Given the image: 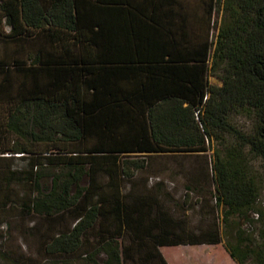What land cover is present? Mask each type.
Wrapping results in <instances>:
<instances>
[{
	"label": "trees",
	"instance_id": "1",
	"mask_svg": "<svg viewBox=\"0 0 264 264\" xmlns=\"http://www.w3.org/2000/svg\"><path fill=\"white\" fill-rule=\"evenodd\" d=\"M0 100V158L30 156L35 178L38 166L67 171L25 206L74 212L46 255L166 264L161 248L216 246L219 224L244 220L257 199L245 157L264 171V0H0ZM225 137L223 154L207 155ZM177 183L180 206L199 214L189 229ZM248 246L229 257L243 264Z\"/></svg>",
	"mask_w": 264,
	"mask_h": 264
},
{
	"label": "rangeland",
	"instance_id": "2",
	"mask_svg": "<svg viewBox=\"0 0 264 264\" xmlns=\"http://www.w3.org/2000/svg\"><path fill=\"white\" fill-rule=\"evenodd\" d=\"M215 13L217 26L221 18L220 4ZM215 33L216 30L211 34L212 40ZM211 51L212 48L210 53ZM9 74L17 83V74L14 71ZM208 83L220 85V81L213 76H208ZM6 111V102L0 100V125L5 122ZM231 121L243 131H249L251 128V122L241 116L233 115ZM224 139V142L209 139L207 155L217 151L223 154V147L231 143L229 137ZM41 148L43 146H37L36 152H40ZM5 156L7 155H3ZM29 158L31 157L23 158L25 160L0 158V264H81L82 259L79 256L66 260L61 256H48L43 251V246L50 237L62 232L74 222L73 210L48 218L32 211L28 212L25 207L31 205L39 192L45 194L55 180H65L67 171L57 164L38 166L35 178L29 173ZM37 159L41 163H47L40 160L41 158ZM245 165L244 173L254 180L257 187V199L253 209L247 213L244 220L233 219L227 225L219 224L221 241L216 246L161 248L160 253L167 264H238L229 257L227 250L235 247L240 240L249 244L247 249L252 254V258L243 264H264V171L258 160L249 156L245 157ZM78 185L81 188L87 187L88 178L83 177ZM171 193L174 195L172 200L179 204L177 212L185 219L188 229L198 225L199 214L196 210L180 206V201L177 200V197L183 195L182 185L177 183ZM167 200L172 202L170 198ZM204 216L206 222L213 220L211 213H204ZM2 236L4 240L1 239ZM85 248L82 247L81 252Z\"/></svg>",
	"mask_w": 264,
	"mask_h": 264
},
{
	"label": "crops",
	"instance_id": "3",
	"mask_svg": "<svg viewBox=\"0 0 264 264\" xmlns=\"http://www.w3.org/2000/svg\"><path fill=\"white\" fill-rule=\"evenodd\" d=\"M164 259V258H163ZM166 262V261H165ZM167 264V263H166Z\"/></svg>",
	"mask_w": 264,
	"mask_h": 264
}]
</instances>
